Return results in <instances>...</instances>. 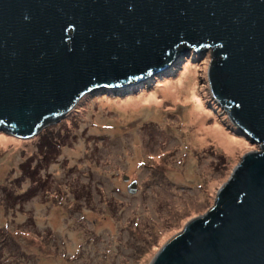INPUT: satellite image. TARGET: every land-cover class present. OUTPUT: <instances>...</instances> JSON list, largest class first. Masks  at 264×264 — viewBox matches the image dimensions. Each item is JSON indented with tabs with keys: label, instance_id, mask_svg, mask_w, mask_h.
<instances>
[{
	"label": "rangeland",
	"instance_id": "rangeland-1",
	"mask_svg": "<svg viewBox=\"0 0 264 264\" xmlns=\"http://www.w3.org/2000/svg\"><path fill=\"white\" fill-rule=\"evenodd\" d=\"M210 58L191 49L138 84L88 92L30 138L0 130V264H148L207 212L242 152L263 150L212 94Z\"/></svg>",
	"mask_w": 264,
	"mask_h": 264
},
{
	"label": "water",
	"instance_id": "water-1",
	"mask_svg": "<svg viewBox=\"0 0 264 264\" xmlns=\"http://www.w3.org/2000/svg\"><path fill=\"white\" fill-rule=\"evenodd\" d=\"M191 49H210L212 94L263 150L243 151L214 205L148 264H264V0H0V130L30 138Z\"/></svg>",
	"mask_w": 264,
	"mask_h": 264
},
{
	"label": "bare ground",
	"instance_id": "bare-ground-1",
	"mask_svg": "<svg viewBox=\"0 0 264 264\" xmlns=\"http://www.w3.org/2000/svg\"><path fill=\"white\" fill-rule=\"evenodd\" d=\"M179 83H182V81L180 80L179 81ZM192 85H190L189 86V88H188V96L190 97V98H194L195 97V93H194V91H193V83H191ZM130 107H133L132 105H129V107L127 106L126 108H130ZM203 106H202V104L200 103V102H198V100H196V102H193L192 104H190V111H189V113L191 114L192 112H194V113H197L198 115H203V113H204V111H203ZM123 114H126V113H123ZM229 141L230 142H232V141H234V139H230L229 138Z\"/></svg>",
	"mask_w": 264,
	"mask_h": 264
},
{
	"label": "trees",
	"instance_id": "trees-1",
	"mask_svg": "<svg viewBox=\"0 0 264 264\" xmlns=\"http://www.w3.org/2000/svg\"><path fill=\"white\" fill-rule=\"evenodd\" d=\"M43 183V182H42ZM34 186V185H33ZM40 186H41V184H40ZM32 187V186H31ZM31 187H29L27 190H25V191H23L21 194H18V198H16V199H20V198H22L23 197V195H25L26 193H27V191H29L30 190V188ZM17 197V196H16Z\"/></svg>",
	"mask_w": 264,
	"mask_h": 264
}]
</instances>
